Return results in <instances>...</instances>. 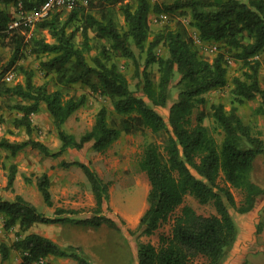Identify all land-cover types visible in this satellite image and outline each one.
<instances>
[{
    "label": "trees",
    "instance_id": "16d2710c",
    "mask_svg": "<svg viewBox=\"0 0 264 264\" xmlns=\"http://www.w3.org/2000/svg\"><path fill=\"white\" fill-rule=\"evenodd\" d=\"M44 1L0 0L1 46L12 50L9 67L16 66L22 52L27 50L35 57L49 56L40 62V70L46 77L54 76V90H50L47 83L35 85L33 73L21 67L18 68L23 76L21 84L8 86L0 82V97L21 100L13 107L21 113L14 121L15 126L30 133V116L39 113L41 104H44L61 142L54 156L69 148L81 150L86 144H91L93 152L104 153L122 134L162 135L164 145L147 143L138 162V169L148 179L149 191L148 207L139 219L137 231L149 237L168 221L177 208L181 206V209L173 218L169 235L159 236L157 247L150 243L136 244V264H222L238 237V227L230 209L245 215L253 209L256 199L264 196V188L250 179L255 159L264 156V140L261 132L244 122L235 108L226 111L221 104H212L209 115L222 133L219 143L203 125L206 118L203 112L196 116L195 124L192 122L196 104L205 103L203 95L227 84L223 55H217L208 62L198 53L192 39L185 37L179 29L166 27L150 39L147 17L150 12L181 11V14L189 15L199 40L223 42L232 49L234 58L246 68L243 77L232 81L235 101L242 103L244 99H259L255 112L264 116V90L258 79L260 63L254 59L264 49V0H172L163 8L151 5L149 0H88V10L91 11L82 10L80 19L73 14L62 22L55 10L32 28L26 25L12 30L6 28L10 16L1 5L17 7L20 2L24 11L31 12ZM111 4L119 5L125 29H119L111 18H106V6ZM92 10L96 12L92 13ZM74 20L77 25L70 27ZM33 28L34 32H31ZM43 31L53 42L46 41L41 35ZM75 34L81 37L78 43L74 41ZM159 45L165 47L166 57L155 53ZM95 47L99 55L91 57L89 63L86 55ZM133 48L144 55L142 67L137 63ZM114 57L134 62V75L142 97L129 89L127 79L113 61ZM151 65L157 66V80L148 70ZM175 75L179 77L176 83L178 94L168 108L167 124L156 108L168 106ZM72 85L87 86L90 91L107 97L114 113L120 117L118 125L109 124L107 111L101 108L95 115L91 130L78 139L64 132L62 125L85 102L84 96L75 98L68 94L67 89ZM28 146L48 152V148L38 141L0 140V148L12 156ZM73 164L82 170L90 184L95 200L94 216L74 221L63 215L74 214L75 211L56 209L54 217L49 218L21 196H16L13 201L0 197L3 230L8 232L18 228L16 240L10 246L0 243L2 261L8 260L14 250L21 253L20 264H38L50 257L90 264L78 247H61L40 234H25L35 225L72 222L93 228L103 224L115 226L113 220L99 216L102 203L108 197L107 183L88 166ZM61 166L71 164L62 162ZM11 170L13 172L14 168ZM220 175L224 185L218 183ZM13 181L12 173L8 187ZM36 186L44 204L52 207L47 174L36 177ZM231 189L242 194L240 206L236 205ZM185 196L192 197L199 204L211 202L215 214L204 216L191 206L182 205ZM260 231L258 226L256 233Z\"/></svg>",
    "mask_w": 264,
    "mask_h": 264
},
{
    "label": "rangeland",
    "instance_id": "374dc122",
    "mask_svg": "<svg viewBox=\"0 0 264 264\" xmlns=\"http://www.w3.org/2000/svg\"><path fill=\"white\" fill-rule=\"evenodd\" d=\"M151 5H158L163 8L172 0H149ZM244 2V0H240ZM10 7V11L8 10ZM107 7L106 18H111L119 29H125L124 18L119 10V5H109ZM1 8L8 11L14 16L15 7L10 5H1ZM88 0L80 3L65 6L56 10L62 22H65L73 14L80 19L81 11L88 10ZM96 10H92V13ZM176 13H153L150 12L147 17V23L150 31V39L164 28L169 27L179 29L185 37L192 39L198 53L208 62H212L217 55H223L226 63L227 84L221 89L209 91L203 95L204 104H196L191 119L195 124L196 116L203 112L206 118L203 125L208 129L209 134L219 143L222 133L214 121L209 117L210 106L212 104L223 105L226 111L232 108L237 110L238 115L244 122L250 123L255 129L261 132V139L264 140V116L255 112L259 107V99L246 100L242 103L235 101L233 93L234 87L232 81L234 78L243 77L246 68L239 60L234 58V51L226 47L223 42H200L198 32L192 24L189 15ZM98 17L99 15L96 14ZM100 17V16H99ZM70 27L77 25V21L71 22ZM70 31V29L68 30ZM34 32V28L31 29ZM47 42H53L46 31L42 34ZM76 43L81 41L79 34H75ZM94 43V42H92ZM2 39L0 38V82H4L8 86L21 84L23 76L18 72L21 67L26 71L33 73V83L42 85L47 83L50 90H54V76H45L40 70V62L46 61L49 56L43 55L35 57L24 50L14 67H9V60L12 50L10 47H2ZM137 63L142 67L144 63V55L139 54L133 48ZM155 53L160 57H166L167 51L165 47L159 45L155 48ZM99 55V50L95 47L89 55H86L89 63L91 57ZM260 63L258 79L261 89L264 90V49L254 57ZM119 71L127 79L129 89L138 97H142V93L138 86V79L134 75L135 64L132 60L114 57ZM154 79H158L157 66L151 65L148 68ZM9 73L14 74V79L9 82L3 81ZM179 77L175 75V80L170 87L171 99L166 108H156L157 113L168 124V108L177 99L178 89L176 83ZM69 95L75 98L85 97V102L67 121L62 125V130L67 134L73 135L78 139L81 135L90 131L94 118L101 108L107 111V121L109 124L118 125L120 117L116 115L112 109L110 100L99 94L90 91L84 85H72L67 89ZM19 98L0 97V140H8L9 142H24L28 140L38 141L48 148V152H41L32 149L30 146L20 150L15 156H12L7 150L0 148V197L4 200L13 201L16 196L33 203L38 207V211L42 213L45 206L40 193L36 186V177L52 172V178L55 183L51 186L54 194L56 193L58 203L52 205V210L64 209L66 211H75L76 213L64 214L63 216L77 221L92 218L95 209V200L91 192L90 184L83 174L82 170L73 163H82L93 170L97 176L108 185L107 200L103 201L102 209L99 216L109 218L115 222V226L110 227L105 224L98 228L84 227L74 223L62 224V228H53L50 226L36 225L29 229L25 234L37 233L43 235L44 228L51 229L47 232L57 234L63 242H74V247H78L82 254L86 257L90 264H136L137 243H150L157 247L159 244V236L170 233V226L173 218L180 213L181 206L170 215L168 221L163 224L155 233L149 237L140 235L137 231L140 217L147 209V194L149 191V183L145 173L138 169V162L144 151V147L149 142L164 145L165 139L162 135L137 134L125 135L114 142L104 153H96L91 150V144H86L81 150L67 149L61 155L54 156L58 153L61 142L58 139L57 131L52 125L51 118L44 104H41L39 113L31 115L32 130L26 133L24 128H17L14 121L21 116V113L14 109V105L20 103ZM65 162L71 166L63 167L61 163ZM11 168H14L12 172ZM64 173V182L60 187V182L56 173ZM13 173L14 181L11 187H8V178ZM250 179L257 185L264 188V156H258L253 164ZM220 185H224L222 175L218 179ZM64 191V192H63ZM237 206H240L243 200L242 194L235 189H231ZM182 205L191 206L198 214L208 216L215 214V210L211 202L207 204H199L190 196H185ZM48 207V206H47ZM264 210V196L257 201V208L245 215L238 214L234 209H230L237 227L238 237L230 252L226 255L222 264H247L246 257L248 254H260L263 252L264 242L261 237L256 236V229L264 224L261 216ZM46 214V215H45ZM44 215L47 216L48 213ZM258 224V225H257ZM253 225L251 228L250 226ZM257 225V226H256ZM55 229V230H53ZM18 228L12 231L3 230V219L0 215V243L10 246L15 240V233ZM24 235V234H23ZM258 259L264 264V254H260ZM0 255V264H5ZM8 264H20L21 253L12 250L7 260ZM38 264H77L71 259H58L50 257Z\"/></svg>",
    "mask_w": 264,
    "mask_h": 264
},
{
    "label": "built area",
    "instance_id": "2783aa9c",
    "mask_svg": "<svg viewBox=\"0 0 264 264\" xmlns=\"http://www.w3.org/2000/svg\"><path fill=\"white\" fill-rule=\"evenodd\" d=\"M83 0H45L36 11H24L21 7V3H17L16 17L12 18L6 24L8 30L18 28L19 26L26 25L32 28L38 21L45 19L52 11L58 10L65 6L80 3ZM202 42L201 40H199ZM14 74L9 73L5 76L3 81L9 82L14 79Z\"/></svg>",
    "mask_w": 264,
    "mask_h": 264
},
{
    "label": "crops",
    "instance_id": "0c3cea01",
    "mask_svg": "<svg viewBox=\"0 0 264 264\" xmlns=\"http://www.w3.org/2000/svg\"><path fill=\"white\" fill-rule=\"evenodd\" d=\"M11 7H13V6H11ZM10 9V7H8V10ZM10 11V10H9ZM7 13H8V15L10 16L9 17V20L10 19H12V18H15L16 17V9H15V14H14V16H12V14L10 15V13L7 11ZM52 172L50 171V172H48L47 173V176L49 177V179H50V194H51V201H52V203H53V205L55 204H57L58 203V196H57V194L55 193L54 194V191L52 190V188H51V186L55 183V181H54V179L52 178ZM56 175H57V178H58V180H59V182H60V187H62V184H63V182L65 181L64 180V173L63 172H59V173H56ZM64 192V191H63ZM260 197H263V196H260ZM260 197H258L257 199H256V202H255V205H254V207H253V209L250 211V212H252L253 210H255L256 208H257V201H258V199L260 198ZM37 209H38V207H40V206H38L37 207V205H34ZM42 213L43 214H45V213H48V215H47V217H49V218H53L54 217V210H52V208H50V207H47L46 205L43 207V209H42ZM46 215V214H45ZM261 218V221L263 222L264 221V214H262V216L260 217ZM258 225V224H257ZM256 225V226H257ZM36 226V225H35ZM46 226H50V227H53V228H59V230L62 228V224H49V225H44V227H46ZM253 225H251L250 226V228L252 227ZM34 227V226H33ZM33 227H31V228H33ZM260 227H261V225H260ZM30 228V229H31ZM55 229H53V230H55ZM44 230H45V232H44V234L42 235V236H44V237H46V238H48V239H50L51 241H53L54 243H56L57 245H59V246H61V247H66V246H69V245H71V246H74L76 243H74V242H63V241H61L60 239H59V237L57 236V234L55 233V234H52V232L50 231V232H47V230H51V229H47V228H44ZM256 236L257 237H261V239H262V241L264 242V224H263V226H262V228H261V231L259 232V233H256ZM260 254H263V252L262 253H260ZM260 254H256V255H253V254H248L247 255V257H246V260H247V264H262V262H261V260H259L258 259V256L260 255ZM223 263V262H222ZM5 264H8L7 263V260H6V262H5ZM19 264V263H18Z\"/></svg>",
    "mask_w": 264,
    "mask_h": 264
}]
</instances>
